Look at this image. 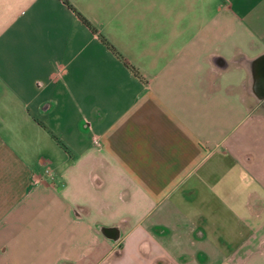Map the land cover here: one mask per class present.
Wrapping results in <instances>:
<instances>
[{
	"label": "crops",
	"instance_id": "crops-1",
	"mask_svg": "<svg viewBox=\"0 0 264 264\" xmlns=\"http://www.w3.org/2000/svg\"><path fill=\"white\" fill-rule=\"evenodd\" d=\"M263 52L264 0H0V264H264Z\"/></svg>",
	"mask_w": 264,
	"mask_h": 264
},
{
	"label": "water",
	"instance_id": "water-1",
	"mask_svg": "<svg viewBox=\"0 0 264 264\" xmlns=\"http://www.w3.org/2000/svg\"><path fill=\"white\" fill-rule=\"evenodd\" d=\"M242 66L249 73V88L248 92L256 98L258 102H264V52L253 58H243L241 60ZM97 228L104 232H109L115 242L119 241L121 236L114 238L115 233L111 232L115 226H104L98 224Z\"/></svg>",
	"mask_w": 264,
	"mask_h": 264
},
{
	"label": "trees",
	"instance_id": "trees-1",
	"mask_svg": "<svg viewBox=\"0 0 264 264\" xmlns=\"http://www.w3.org/2000/svg\"><path fill=\"white\" fill-rule=\"evenodd\" d=\"M66 3L70 6V8L73 10V11H75V13L83 20V22L86 24V25H88V26H90V23L79 13V12H77L67 1H66ZM91 27V26H90ZM133 68H134V66H132ZM135 69V68H134Z\"/></svg>",
	"mask_w": 264,
	"mask_h": 264
},
{
	"label": "rangeland",
	"instance_id": "rangeland-1",
	"mask_svg": "<svg viewBox=\"0 0 264 264\" xmlns=\"http://www.w3.org/2000/svg\"><path fill=\"white\" fill-rule=\"evenodd\" d=\"M259 261H260V262L264 261V257H263V258L261 257V258L259 259Z\"/></svg>",
	"mask_w": 264,
	"mask_h": 264
},
{
	"label": "built area",
	"instance_id": "built-area-1",
	"mask_svg": "<svg viewBox=\"0 0 264 264\" xmlns=\"http://www.w3.org/2000/svg\"><path fill=\"white\" fill-rule=\"evenodd\" d=\"M49 174H52V172L49 170Z\"/></svg>",
	"mask_w": 264,
	"mask_h": 264
}]
</instances>
